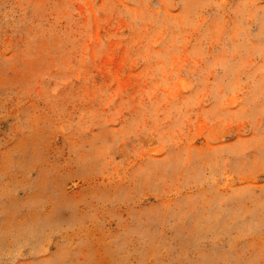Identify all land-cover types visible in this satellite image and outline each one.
<instances>
[{
    "label": "rangeland",
    "instance_id": "rangeland-1",
    "mask_svg": "<svg viewBox=\"0 0 264 264\" xmlns=\"http://www.w3.org/2000/svg\"><path fill=\"white\" fill-rule=\"evenodd\" d=\"M0 264H264V0H0Z\"/></svg>",
    "mask_w": 264,
    "mask_h": 264
}]
</instances>
